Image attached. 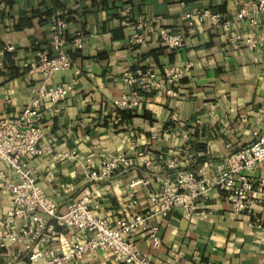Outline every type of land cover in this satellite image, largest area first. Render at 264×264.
Instances as JSON below:
<instances>
[{
	"label": "crops",
	"instance_id": "crops-1",
	"mask_svg": "<svg viewBox=\"0 0 264 264\" xmlns=\"http://www.w3.org/2000/svg\"><path fill=\"white\" fill-rule=\"evenodd\" d=\"M252 2L0 0V50L14 47L13 53L4 54L0 68V120L14 121L41 83L40 77L25 75L21 65L35 61L40 53L52 54L54 18L66 12L65 40L75 32L83 34L84 47L72 54L73 67L54 73L47 83L72 85L66 99L56 104L42 102L39 108L42 143L51 145L53 154L24 160L35 183L60 213L70 202L89 197L91 214L113 226L132 212H147L149 192L161 178L175 175L174 169L167 168L169 161H175L177 169L193 172L207 162L212 170L227 153L250 145L254 132L264 135V49L250 51L241 46L233 50L227 44L234 33L255 36L248 19L236 17L241 10H249ZM126 9L130 21L140 17L151 21L155 30L182 35L183 47L170 51L153 35L146 37L144 47L129 44L142 33L121 25L120 14ZM202 11L222 15L229 26L199 22L196 17ZM259 23L264 24V18ZM167 65L189 66L174 87L177 97H167L165 87L150 89L138 93L139 107L133 112L113 114L112 103L134 91L120 80L125 72L149 69L157 80ZM209 105L214 106L211 112ZM70 150L76 152L77 160L58 156ZM118 153L130 158L127 169L107 182L86 179L84 158L96 164L102 156ZM0 172L12 179L3 162ZM244 175L264 176V170ZM9 198L0 178V241L7 232L4 217ZM196 207L188 218L180 208L166 217L150 218L147 224L158 228L160 243L154 247L148 231L138 230L132 239L140 254L152 264H264V227L254 225L256 220L264 225V206L254 207L253 216H235L223 192L211 189ZM23 225L27 222L18 221L14 227ZM64 237L68 242L76 240L73 230ZM4 244L0 264H10L18 253L16 262H26L29 251L22 242ZM80 264L116 263L110 252H97Z\"/></svg>",
	"mask_w": 264,
	"mask_h": 264
},
{
	"label": "built area",
	"instance_id": "built-area-1",
	"mask_svg": "<svg viewBox=\"0 0 264 264\" xmlns=\"http://www.w3.org/2000/svg\"><path fill=\"white\" fill-rule=\"evenodd\" d=\"M252 1L249 10H241L236 17L248 19L249 27L254 30L255 36L231 34L227 38V44L233 50L241 46L250 51L264 49V24L259 23L260 18H264V0ZM64 14L65 11L51 22L52 54L40 53L35 61L21 65L25 75L30 78L38 76L41 83L32 90L29 102L23 106L14 121L0 120V162L5 163L17 178V181L13 182L0 172V178L10 196L9 210L4 217L7 232L0 241V248L5 247V242H22L25 250L29 251L25 263L16 262L20 255L18 253L10 264H80L88 254L97 252H110L116 264H152L140 254L132 239L138 230L146 229L152 245H159L158 228L147 224L150 218L156 215L166 217L174 208H180L183 216L188 218L197 210V201L204 199L211 189L223 192L224 200L235 216H253L254 207L264 206V176L244 175L264 170V135L254 132V141L250 145L227 153L212 170L207 162L193 172L177 169L178 164L169 161L167 168L174 169L175 175L161 178L158 186L149 192V209L144 214L132 212L110 226L105 219L96 218L91 214L88 206L92 199L89 197L70 202L65 212L60 213L57 205L46 197L35 183L33 171L24 160L26 157L33 158L42 153L53 154L51 145L45 146L42 143L44 135L39 108L42 102L56 104L66 99L72 85L62 87L47 83L54 73L72 68V54L84 47L82 32H75L69 40H65L67 23L63 19ZM120 16L122 26L134 27L142 33L141 36L134 35L129 44L137 43L144 47L146 37L153 35L170 51L183 47L184 37L180 34L163 28L155 30L151 21H144L140 17L130 21L127 9L121 12ZM196 18L199 22L208 20L213 27L229 26L218 13L202 11ZM13 51L12 46L0 50V68L4 54ZM188 67L186 65L183 69H176L167 65L162 69V77L157 80L149 69L136 68L125 72L120 80L126 88L134 91L123 94L112 103L113 114L117 115L121 111L133 112L139 107L138 93L150 89L165 87L167 97H177L174 87L184 79ZM213 108L214 106L209 105L210 112ZM154 137L155 134L152 135V138ZM58 156L64 160H77L74 150ZM52 157L56 158L57 155ZM130 162V158L122 153L104 155L96 164L91 159L84 158V176L92 183L107 182L120 171L127 169ZM137 183L138 181L130 186ZM18 221L27 222V225L15 228L14 225ZM254 225L258 228L264 227L258 220L254 221ZM69 230L74 231L75 241L68 242L65 239L64 233ZM52 243L56 246H52ZM40 245L45 246V249L40 250Z\"/></svg>",
	"mask_w": 264,
	"mask_h": 264
},
{
	"label": "rangeland",
	"instance_id": "rangeland-1",
	"mask_svg": "<svg viewBox=\"0 0 264 264\" xmlns=\"http://www.w3.org/2000/svg\"><path fill=\"white\" fill-rule=\"evenodd\" d=\"M26 158H30V157H26ZM26 158H25V159H26ZM5 165H6V164H5ZM6 166H7V165H6ZM11 172H12V179H11V180H12L13 182H16V181H17V178L15 177L13 171H11Z\"/></svg>",
	"mask_w": 264,
	"mask_h": 264
}]
</instances>
